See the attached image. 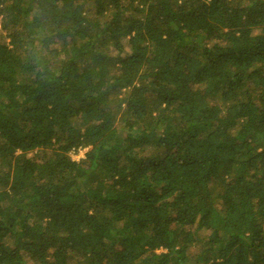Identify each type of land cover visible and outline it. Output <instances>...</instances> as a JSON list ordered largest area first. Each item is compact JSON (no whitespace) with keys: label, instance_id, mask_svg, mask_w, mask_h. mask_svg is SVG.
Masks as SVG:
<instances>
[{"label":"trees","instance_id":"16d2710c","mask_svg":"<svg viewBox=\"0 0 264 264\" xmlns=\"http://www.w3.org/2000/svg\"><path fill=\"white\" fill-rule=\"evenodd\" d=\"M69 263L264 264V0H0V264Z\"/></svg>","mask_w":264,"mask_h":264},{"label":"rangeland","instance_id":"374dc122","mask_svg":"<svg viewBox=\"0 0 264 264\" xmlns=\"http://www.w3.org/2000/svg\"><path fill=\"white\" fill-rule=\"evenodd\" d=\"M85 150H86L85 148H82L77 152L71 150V152H70L71 157L74 159H79V158L83 157ZM69 264H74V263H69Z\"/></svg>","mask_w":264,"mask_h":264}]
</instances>
